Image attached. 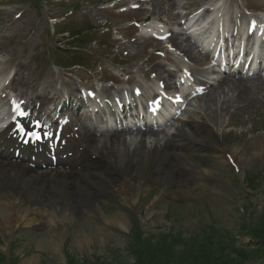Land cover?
Wrapping results in <instances>:
<instances>
[{
	"label": "rangeland",
	"instance_id": "rangeland-1",
	"mask_svg": "<svg viewBox=\"0 0 264 264\" xmlns=\"http://www.w3.org/2000/svg\"><path fill=\"white\" fill-rule=\"evenodd\" d=\"M109 1L0 0V71L15 73L20 62L27 66L19 68L20 77L14 76L12 87L25 92L22 76L37 83L38 89L49 77L60 83L72 81L77 85L100 86L102 82L99 84L98 79L114 81L111 70L118 67L117 63L135 66L134 70L156 62L167 64V68L175 67L170 58L176 57L171 53L154 57V52L159 50L158 43L132 42L136 38V28L130 21L159 17L166 21V27L179 31L178 13L182 6L191 8L216 0H175L174 4L169 0H149L145 13H118V6L134 0H113L117 3L114 9L108 8L111 3L105 4ZM221 1L228 11L241 12V8L246 10L248 7L253 9L250 10L252 13L264 16V0ZM18 13L21 15L16 16ZM74 30L80 31L79 39H74L71 33ZM60 31L70 32L69 40L57 34ZM71 46H77V49ZM61 55L66 64H75L69 70L73 79L63 78L65 69L60 67L63 66L59 63ZM189 64L197 72L202 68ZM100 71H103L102 77ZM135 77L132 81L137 83L144 76L138 73ZM153 81L143 80L149 85ZM235 95L231 92L230 100L236 99ZM250 97L254 100H237L235 106L228 109L219 100L215 105L198 100L195 105L194 102L195 106L182 116L183 121L187 120L186 116L190 117L188 124L192 134L179 133L180 147H174L172 141L167 140L161 141L158 148H136V139L127 137L131 144L120 151L115 146H108L109 133L105 138L97 137L90 146L91 157L104 155L103 162L113 165L110 154L116 153L114 159L118 164L115 167L104 162L108 166L80 181L75 174L56 170L25 172L20 166L4 163L0 168V186L11 195L10 200L15 198V201L7 205V211H0V246L14 242L13 255L18 256V261L14 260L17 264H63L58 254L63 250L76 264H130L135 260L134 248H139L141 238L155 243L167 234L172 235L170 240L178 238L175 239L176 249H183L184 238L193 233L203 238L215 237L227 246L229 243L225 240H230L231 244L232 236H235L236 241L232 244L245 249L255 248L256 240L236 234L243 213L251 212L254 223L264 211V88L255 90L247 98ZM181 125L182 120L175 124L179 128ZM231 145L243 149L237 150V156L244 160L239 163L238 180L230 166L222 163L215 154L218 146ZM257 147L259 155L252 153ZM157 150L159 154L155 157ZM250 172L258 174L253 179L254 182L257 180L255 187L245 181ZM85 173L83 170L82 174ZM113 176L119 178L118 182L108 183L105 192L94 185V180H107ZM80 188L89 189L97 198L94 215L82 205L74 204L78 199L84 200ZM119 188L123 193L118 192ZM54 205L59 207L58 215L52 214ZM35 208L43 214L29 216L31 220L27 223L28 209ZM121 213L138 216L139 234L130 221L118 215ZM102 217L124 218L125 223L121 227L103 222ZM132 232L133 240L130 238ZM242 264H264V259L255 254Z\"/></svg>",
	"mask_w": 264,
	"mask_h": 264
},
{
	"label": "bare ground",
	"instance_id": "bare-ground-1",
	"mask_svg": "<svg viewBox=\"0 0 264 264\" xmlns=\"http://www.w3.org/2000/svg\"><path fill=\"white\" fill-rule=\"evenodd\" d=\"M174 2V0H169ZM144 12V10H141ZM182 35V34H180ZM189 37H186L185 39H183L182 41L178 40L176 36H172L168 39V43L176 50L178 51L180 54H182L185 57H188L191 62L197 64L200 63V59L198 58V56L195 53V49L196 46L195 45H191L190 41H189ZM35 48L32 47V50H34ZM27 66L19 63V68H26ZM145 67L147 68L146 70V74L149 73H153L155 75V78L161 82L163 84V86L166 89H169L171 87L170 81L171 79L174 77V71L168 70L166 69V67L160 63H148L145 64ZM18 68V70H20ZM140 70H143L142 68H139ZM203 74L208 73V70H204L203 72H201ZM201 73H198L199 75ZM29 78V77H28ZM204 79V75H202L198 80L199 82H202ZM55 78L53 79L52 77H49V79L46 81V86H49L50 89L55 90ZM201 83H198V85H200ZM205 84V83H203ZM264 81L260 76H258L257 74L253 75L252 77H241L238 76L237 79L235 80H222L218 83H216L215 85H211L209 88V91L198 97L197 100L198 101H205L210 105H215V103L219 100L221 101L222 105H225L228 108L230 107H234L235 106V101L239 100V101H252L251 97L248 99L247 97L250 95H253V92L255 90H261V88H264ZM61 87L65 88L67 90V92H71L73 93V91H76V87L73 83L70 82H64V84L60 85ZM110 89L109 88H105V91L108 92ZM30 91V88L27 90ZM231 92L236 93V95L234 96L236 99H231L229 97V94ZM40 93V92H39ZM57 93V91H56ZM56 93L54 94V96L56 98L59 97V95H56ZM228 95V96H227ZM54 98V97H53ZM195 105H196V101ZM191 104L192 106H195ZM26 109H30V102L27 100V106H25ZM31 112L27 114V117L30 116ZM99 116L98 114H95V117ZM190 117H187V121L183 122V125L180 126L181 128L177 129L176 128V134L172 135L173 137V143L174 145H176V142L179 143V139L177 138L179 133H183V134H192V128L189 126V122L191 121V119H189ZM185 128H187L188 130H184ZM92 128L87 127L85 125H83L80 128V131L78 132L77 130V137L79 139V141L82 143L83 145V152L81 154V157L84 159V161L88 164V166H86V169H89V173H85L82 174L81 171L78 172L79 174V181L80 179L83 177V179L85 177H88L90 174L97 172V170H101L103 167L111 165V166H117L118 161L114 159V157H116V153L110 154L112 161L110 163H108V161H104L107 164H104L103 159L102 158H106L104 155H96V157L94 158H90V156L93 153H90V146L93 145L96 141V135L94 134V132L91 130ZM5 131V130H4ZM163 131V130H162ZM162 131H157V130H152V131H144V132H136L134 134V138H136V143H134L135 147H147V144H150V146H153L154 148H158V146L160 145L159 142L161 140L160 137H158L160 134H163L164 132ZM118 132H122V133H113L109 135V139H108V146H115L117 147V150L119 149L120 151H123V148L128 146L129 144H131L130 141L127 140V137L133 133H128L126 128H123L121 131ZM4 133H0V138ZM165 139V137H163ZM167 140V139H166ZM260 143V141H259ZM8 146V144L5 146V148ZM106 147V145H105ZM252 149V148H249ZM257 148H253L252 153L259 155L258 152L259 150H257ZM130 150V149H129ZM228 150V151H226ZM237 150H243L242 148L236 146V145H231L229 147H222V146H218L217 149L215 150V154L216 156H218L221 160L222 163L227 164V162L232 161L233 163H240L244 160H242V158L237 156ZM227 153V154H226ZM30 154V153H29ZM155 157H157V155L159 154L158 150L154 153ZM226 154V155H225ZM251 156V153L249 155V157ZM245 159H249L248 156H244ZM78 159V157H77ZM76 160H74L73 162H75ZM99 164V165H98ZM15 165V164H13ZM73 165V163H72ZM3 167V162L0 160V168ZM32 169H24L25 172H30ZM114 170V169H113ZM112 170V171H113ZM60 172V171H59ZM204 172L209 173L208 171L204 170ZM212 173V172H211ZM119 178L116 176H113V178L107 179V180H94V185H96L97 187H99L101 192H105L106 185L110 182H115L117 181ZM118 182V181H117ZM141 183V182H140ZM138 185V184H137ZM133 187V186H131ZM118 192L123 193L122 190L119 188L117 189ZM79 193L80 195H82V193L84 194L83 198L84 200H79L74 202V204H79L82 205L89 214H93L94 215V208L96 207V200L97 198H95L92 193L90 192L89 189H85V188H80L79 189ZM11 195L4 189V187L0 186V211H7V205H11L14 200H10ZM66 211V210H65ZM64 211V212H65ZM59 212V207L58 205H54L53 210H52V214L53 215H58L57 213ZM35 214H43V212H41L39 209H28V216L26 217L27 223L31 220V218L29 216L31 215H35ZM50 215V214H49ZM120 216L123 217L122 214H118ZM51 217V216H50ZM121 217V218H122ZM53 219V218H52ZM103 222H107V223H112V224H116L118 226L123 227L124 226V218H122V220L118 217H102ZM103 227L105 228V223H103Z\"/></svg>",
	"mask_w": 264,
	"mask_h": 264
},
{
	"label": "trees",
	"instance_id": "trees-1",
	"mask_svg": "<svg viewBox=\"0 0 264 264\" xmlns=\"http://www.w3.org/2000/svg\"><path fill=\"white\" fill-rule=\"evenodd\" d=\"M257 218L251 226L242 221L238 227L240 233L258 242L255 248L250 250L234 245L233 237L231 244L230 240H225L229 243L227 246L220 239H214L215 237L211 236L203 238L196 233L184 238L187 244L185 243L183 249H176L174 245L178 238L173 237L174 239L170 240L172 235L167 234L155 243L149 242L147 238H141L139 245L142 248L140 246L138 249L134 248L135 260L130 264H242L243 261H247L250 256L255 254L261 255L264 259V212ZM232 242L234 243L232 244ZM14 260L15 257L11 256L6 262L0 252V264H16ZM67 264H76V262L70 261L68 258Z\"/></svg>",
	"mask_w": 264,
	"mask_h": 264
},
{
	"label": "snow or ice",
	"instance_id": "snow-or-ice-1",
	"mask_svg": "<svg viewBox=\"0 0 264 264\" xmlns=\"http://www.w3.org/2000/svg\"><path fill=\"white\" fill-rule=\"evenodd\" d=\"M16 109H17L18 114H19L20 116H25V115H26L25 112H23V111H19V106H18V105L16 106ZM36 126H37V127L40 126V125H39V122H37ZM21 132L23 133V129H21ZM23 134L28 135V136H31V137H34V138L37 139V140L40 139V135H39L38 133H36V132L23 133ZM44 135H45V136H48L49 133L45 132Z\"/></svg>",
	"mask_w": 264,
	"mask_h": 264
}]
</instances>
